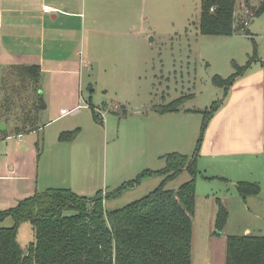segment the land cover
<instances>
[{"label":"rangeland","instance_id":"374dc122","mask_svg":"<svg viewBox=\"0 0 264 264\" xmlns=\"http://www.w3.org/2000/svg\"><path fill=\"white\" fill-rule=\"evenodd\" d=\"M247 2L253 6L259 0H238L237 16ZM201 7L202 0H151L145 4L146 12L151 10V19L145 22L143 29L138 26L139 29L119 31L107 28L103 23L99 31V67L93 62L91 73L83 78L81 98L86 104L93 94V102L98 103L101 110L99 113L96 108L99 119H94L91 108L83 107L47 124L59 113L52 106L46 109L41 105L47 104L46 98L57 104L58 96L44 94L40 84L43 102L39 103L38 114L45 112L38 116L37 124L39 128L46 127L50 136L63 123L70 125L71 130L80 128L78 147L88 135L95 136L92 149L98 155H94L92 161L96 169L86 178L94 188L87 197H95L100 190L112 188L118 177L128 181L136 179L146 169L164 168L168 153L177 152L190 159L197 157L192 264H226L223 247L225 244L226 248L229 235H264V160L252 157L247 173L239 177L226 169L222 159L213 158L208 146L210 119L204 127L205 111H210L214 102H221L225 96V89L218 86L214 78H228L237 70L236 65H245L250 58L259 56V50L264 48V25L256 19L255 30L250 25L251 20L247 29L232 34H203L199 28ZM117 41L132 42L115 47ZM84 47L89 51L88 42ZM86 83H92L94 90H88ZM9 93L13 94L10 89ZM33 97L29 90L21 101L30 106ZM179 99L183 103L175 114L157 110ZM114 102L120 105L119 108L113 109ZM17 108L11 113V121L23 126L21 117L25 110ZM148 126L155 130V136L143 141L142 130ZM132 128H139V134L129 137L128 131ZM165 128L177 133L176 143H172L171 138H160L156 133ZM243 176L248 178L240 179ZM165 178L164 174L142 176L120 196L107 198L106 211L148 195ZM191 178L192 175L183 170L168 179L165 187L176 189ZM241 181L256 182L260 192L243 195L238 188ZM220 204L228 211L223 224H217ZM14 222L13 217H8L1 226H12ZM218 229L220 233L214 234ZM18 240L24 249L34 240L29 220L20 223Z\"/></svg>","mask_w":264,"mask_h":264},{"label":"crops","instance_id":"0c3cea01","mask_svg":"<svg viewBox=\"0 0 264 264\" xmlns=\"http://www.w3.org/2000/svg\"><path fill=\"white\" fill-rule=\"evenodd\" d=\"M147 2L151 0H0V108L4 98L2 74L5 68L39 65L42 92L58 96L57 104L51 98L45 99L46 109L52 106L59 113L47 124L83 107L99 109V104L93 102V94L88 102L83 98L86 104L81 98L83 78L91 73L93 62L99 67L100 27L106 23L107 28L119 31L135 30L138 26L143 29L145 22L151 19V10L146 12L145 9ZM156 13H159L158 7ZM258 16L250 24L254 30L256 19L264 25V13ZM87 42L89 51L84 49ZM131 42L117 41L115 47ZM246 64L245 71L237 75L225 91L208 126V146L213 158L222 159L224 167L238 177L247 173L252 157L264 160V48L259 50V56L250 58ZM55 79H58L56 83ZM89 87H92L90 91L94 90L93 85L88 84ZM31 92L34 103L38 94ZM119 106L116 102L112 105L113 109ZM11 120L0 113V212L13 209L24 199L52 187H70L85 196L91 193L94 187L86 182V178L96 169L92 161V157L98 155L92 149L95 136L85 137V141L79 143V149L76 143L81 139L80 128L71 130L70 125L63 123L50 136L46 127L26 131L20 122ZM76 130L73 140L60 141L61 132ZM105 130L108 134L107 127ZM139 130L130 129L128 136L139 134ZM156 131L160 138H171L172 143L178 141L174 131L168 132L166 128ZM154 132L149 126L144 127L142 140L149 141L155 136ZM245 178L248 177L240 179ZM123 181L127 180L118 177L112 188L102 190H114ZM108 200L106 198L104 204ZM8 217L12 216H7L0 225ZM193 221L195 232V215ZM219 233V230L214 231V234ZM223 248L225 254V244Z\"/></svg>","mask_w":264,"mask_h":264},{"label":"trees","instance_id":"16d2710c","mask_svg":"<svg viewBox=\"0 0 264 264\" xmlns=\"http://www.w3.org/2000/svg\"><path fill=\"white\" fill-rule=\"evenodd\" d=\"M238 4V0H202L200 31L228 35L240 30ZM246 6L254 12L252 20L264 13V0ZM248 64L236 65L237 70L228 78L217 76L214 81L226 91ZM41 73L39 65H12L2 74L4 98L0 113L9 119L13 109L21 107L25 110L21 118L26 131L39 128L37 112L43 102ZM23 88L25 91H21ZM29 90L38 96L27 106L21 100ZM181 103L180 99L174 100L157 110L176 112ZM219 103L214 102L212 109L205 111L204 127ZM91 109L98 120L96 108ZM76 135L77 130L63 131L59 139L71 141ZM38 146L40 155L42 148ZM196 160L197 157L168 153L164 168L146 169L136 179L109 192L100 190L95 197L80 195L70 188L52 187L24 199L17 207L0 212V222L9 215L15 221L12 226L0 225V264H192ZM183 170L192 178L176 189L166 188V181ZM149 174H164L166 178L148 195L121 208L105 210L106 198L120 196ZM238 188L243 195L260 192L256 182L241 181ZM218 211L217 224H223L228 211L222 204ZM25 220L32 223L34 232V240L26 249L18 240L20 223ZM225 251L226 264H264V235H229Z\"/></svg>","mask_w":264,"mask_h":264},{"label":"built area","instance_id":"2783aa9c","mask_svg":"<svg viewBox=\"0 0 264 264\" xmlns=\"http://www.w3.org/2000/svg\"><path fill=\"white\" fill-rule=\"evenodd\" d=\"M46 8L48 9V7H46ZM253 16H254V12L251 10V8L247 7L246 5L242 9V13L239 16H237V14H236V17L239 19V21L241 22V25H242L241 29L244 30V29L248 28L247 26L250 24ZM99 111L101 112V110L98 109V112ZM102 115H104V114L102 113Z\"/></svg>","mask_w":264,"mask_h":264},{"label":"water","instance_id":"95a60500","mask_svg":"<svg viewBox=\"0 0 264 264\" xmlns=\"http://www.w3.org/2000/svg\"><path fill=\"white\" fill-rule=\"evenodd\" d=\"M90 86H92V83H90ZM87 89H88V90H89V89H92V87H89V88H87ZM45 106H46L45 104H42V105H41V107H45Z\"/></svg>","mask_w":264,"mask_h":264}]
</instances>
